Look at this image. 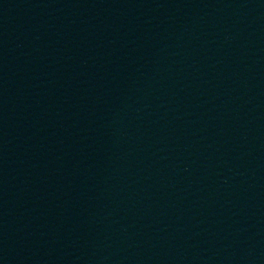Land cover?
<instances>
[{"label": "water", "instance_id": "obj_1", "mask_svg": "<svg viewBox=\"0 0 264 264\" xmlns=\"http://www.w3.org/2000/svg\"><path fill=\"white\" fill-rule=\"evenodd\" d=\"M264 177V0H0V264H178Z\"/></svg>", "mask_w": 264, "mask_h": 264}]
</instances>
